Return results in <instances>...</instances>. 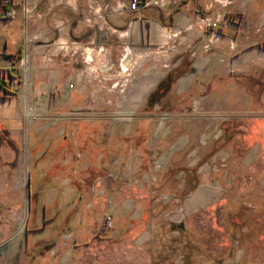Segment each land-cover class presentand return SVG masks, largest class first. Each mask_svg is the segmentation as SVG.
Wrapping results in <instances>:
<instances>
[{
    "label": "crops",
    "instance_id": "0c3cea01",
    "mask_svg": "<svg viewBox=\"0 0 264 264\" xmlns=\"http://www.w3.org/2000/svg\"><path fill=\"white\" fill-rule=\"evenodd\" d=\"M129 1L10 0L0 8V73L13 91L0 98V160L4 153H18L26 139V173L32 168L36 177L32 185L26 178L35 205L31 220H21L25 233L11 235L0 251V264H25V259L33 264H264V119L253 121L240 147L227 150L221 157L224 169L216 173V166L196 167V118L165 110L158 116L132 114L134 108L170 105L195 113L196 95L238 85L233 74L217 71L213 61L218 55L196 65V55L189 54L196 49V13H227L232 1L158 0L136 10L118 8ZM246 6L258 14L264 11L263 0H245ZM230 28L226 25L224 38H230ZM244 58L262 72V78L240 74L249 83L255 79L261 93L258 100L246 94L247 106L255 101L264 105V55ZM207 64L206 80L196 82V68ZM20 66L22 73L15 77ZM177 69L180 75L164 88L176 99L170 102L163 92L150 101ZM9 76L19 79L20 86L14 88ZM107 79L127 80L128 86L117 91ZM245 79L239 89L248 92ZM108 106L125 109L126 123L114 121L111 127V119L102 117L44 114L50 108ZM13 125L24 126V137ZM7 162H0V173ZM168 203L181 205L177 239L170 237L167 212L151 206ZM213 204L227 206L215 214L217 220L239 216L242 224L251 215L262 226L222 222L201 229L189 222L191 229L183 221ZM244 204L261 211L228 210ZM107 211L114 228L102 234ZM50 239L42 251L35 245L38 254L28 252L29 244Z\"/></svg>",
    "mask_w": 264,
    "mask_h": 264
},
{
    "label": "rangeland",
    "instance_id": "374dc122",
    "mask_svg": "<svg viewBox=\"0 0 264 264\" xmlns=\"http://www.w3.org/2000/svg\"><path fill=\"white\" fill-rule=\"evenodd\" d=\"M231 1L232 3L230 6L232 7V9L230 11H227V13L223 10L207 12L204 15L196 13V49L192 48V51L189 54L196 55V65H198L200 62L204 63V61L208 59L209 55H218L217 59L213 61L216 63L215 67L217 68V71H221V73L223 72L225 74H233V80L238 81V85H233L231 90L212 91L201 96L196 95L195 113H193L192 108H173L171 107V105L170 107H166V109L144 107L134 108L132 110V114L136 116H158L162 111L165 110L177 117L185 115L189 116L188 118L191 119L196 118V133L198 135L196 139V156H199L196 167L197 165H199L202 166L204 170H209L210 167L212 169L216 166V171H218L216 173H220L224 169L223 164L226 162L223 161L221 157H225V153L227 152V150H230L235 146L240 147V141L242 137L246 136V132H248L249 127L252 125L253 121L264 119V105H259L258 103H256L257 101L254 102L253 106H247L246 103V94H249L251 97H254V99L258 100L259 94L261 93L259 91L260 89L257 90L259 88V86L256 85L257 81L255 79H250L249 83L247 78L245 79L244 76L240 75L251 74L254 75V78H262L260 75L262 72H258V66L255 63L245 64L247 58L244 57L248 55H264V22L262 20V17L258 18V16L260 15L264 17V11L258 14L247 6L244 8L245 0ZM220 5L222 6V4ZM228 24L231 25L230 30L227 32L230 38H224L223 33H226V25L228 26ZM76 52L78 53L76 55H82V51L76 50L73 53ZM219 55H227V58L226 56L224 58ZM241 55L243 56L241 57ZM213 64L214 63H212V65ZM123 65L124 63H122V66ZM207 68L208 64L203 67L196 68V82L199 80H206ZM21 73L22 69L20 66L18 70L13 71L12 75H14L15 77H19ZM9 77L10 80H12L14 83V88L20 86L21 83L16 81L19 79H12L11 76ZM244 79L245 82L242 85L244 88H248L250 90L248 92H244L239 89L241 84L240 82L241 80L244 81ZM106 83L110 84V86L114 87V89H116L117 91H122L128 86L127 80L125 81L107 79ZM114 83H117V85L114 86ZM164 95H169L170 102L171 99H173V101L174 99H176V96L173 93L169 92L168 94V92L166 91L163 93V96ZM0 98H4L3 93H1ZM21 110H23V107L21 108ZM44 114L47 116L51 115L55 117H62L65 119H76L81 117H102L109 120L111 119L109 121V123H112L111 127L115 123L114 121L120 122L122 123L121 125H123L126 123V120L124 119L128 118V113L125 112V109L111 106L98 108H50L47 109V112ZM109 125L110 124H107L106 128L109 127ZM11 128L18 130V132H21L23 134V137L24 134H26L24 126L13 125L11 126ZM19 147L20 150H18V153H4L3 157H1L0 160V162L8 161L1 167V170L6 171L0 173L1 252L3 244L8 242V239L13 233H20L22 236L24 235L26 228V226H24L25 218L27 216V220H31L33 210L35 209V205L32 203V200L30 202V198L27 195L26 191V185L28 184V181L26 183V180L29 179L32 185L34 179L36 178L32 168L26 173V162L28 161V155L24 156V153L28 152L26 139H24L23 142L19 144ZM214 154H216V160H212V156H214ZM22 177L24 180H22ZM22 181L24 183H22ZM17 189H20L21 191L17 193L19 191ZM178 195L182 196L183 193L180 192ZM151 206L152 210L155 212L164 213V215L167 212L166 218L170 219L168 220L170 223L169 227H172L171 232H173L170 237L174 239L180 238V233L178 230L180 229L179 227L182 226L183 222H180V219L177 216L180 213L179 207L181 205L176 203H168ZM228 207H230V205H228ZM226 208L227 206L225 207V209L220 208L219 204L206 206L200 209L195 214L196 216H192L189 219L184 218L183 221H185L186 224L190 222L192 226L201 229H208L212 227V224L214 227H217V223L219 224L222 222L226 223V226L230 225L233 227L247 225V227L256 228L257 226H262L257 225V217H252L251 215H248V217H246L245 219L243 217L245 221H243L242 224L239 216H237L238 218L236 216H226L225 221L223 220V218L217 220V216L215 217V214L220 213L221 211L226 212ZM228 210L230 213H238L240 211L248 213L254 211V213H256L258 211H261V209L255 204L231 205ZM107 215H110L112 218V227L109 230L104 231L103 222L104 218ZM21 220L24 221H22V223L20 224ZM188 226L193 229L189 224ZM113 228L114 224L112 214L111 212L107 211L103 216V220L99 227V233L108 234L112 231ZM65 234L66 231L64 230L63 235ZM38 235L41 236L42 233L40 232L38 233ZM52 238L54 237H51V239ZM59 238H57V241L60 243ZM190 238L196 240V237H193V234L190 236ZM205 238L206 237L203 236L202 240H204ZM51 239L46 243L42 242L35 244L34 242L29 244L28 252L34 255L38 254L37 249L34 250L35 245L42 251L41 246H44L45 244L51 242L53 240ZM96 242L102 241H98L96 239ZM55 243L56 242L54 241L49 246L50 250L55 245ZM102 243L109 242L107 241ZM62 247L64 248L63 245ZM23 261L25 262V264H33L27 259Z\"/></svg>",
    "mask_w": 264,
    "mask_h": 264
},
{
    "label": "built area",
    "instance_id": "2783aa9c",
    "mask_svg": "<svg viewBox=\"0 0 264 264\" xmlns=\"http://www.w3.org/2000/svg\"><path fill=\"white\" fill-rule=\"evenodd\" d=\"M10 0H0V8L6 6L7 4H9ZM154 2V4L158 3V0H149V1H145V0H130L129 3L127 5H124L123 3L119 5V9H125V7L129 10H136L138 9V7H140L141 5L143 6H147L149 5L151 2ZM224 5H226V3H223ZM122 71H126L127 68H123L121 69ZM114 86L117 85V83L113 84ZM1 93L4 94L3 90L0 88V95ZM112 227V218L110 215H107L104 218V222H103V230L107 231Z\"/></svg>",
    "mask_w": 264,
    "mask_h": 264
},
{
    "label": "trees",
    "instance_id": "16d2710c",
    "mask_svg": "<svg viewBox=\"0 0 264 264\" xmlns=\"http://www.w3.org/2000/svg\"><path fill=\"white\" fill-rule=\"evenodd\" d=\"M180 71L175 70L173 72H171L156 88V90L150 95L149 100L151 101V99H155L157 96H159L160 94H162L166 87L169 86V84H171V82L180 75ZM0 88L3 90L4 94H12L13 91H11L9 89V85L8 82L5 80L4 75H2L0 73ZM165 88V89H164Z\"/></svg>",
    "mask_w": 264,
    "mask_h": 264
},
{
    "label": "water",
    "instance_id": "95a60500",
    "mask_svg": "<svg viewBox=\"0 0 264 264\" xmlns=\"http://www.w3.org/2000/svg\"><path fill=\"white\" fill-rule=\"evenodd\" d=\"M5 245H6V243H4V244H3V246H2V249H4V248H5Z\"/></svg>",
    "mask_w": 264,
    "mask_h": 264
},
{
    "label": "bare ground",
    "instance_id": "6f19581e",
    "mask_svg": "<svg viewBox=\"0 0 264 264\" xmlns=\"http://www.w3.org/2000/svg\"><path fill=\"white\" fill-rule=\"evenodd\" d=\"M124 61V60H123Z\"/></svg>",
    "mask_w": 264,
    "mask_h": 264
}]
</instances>
